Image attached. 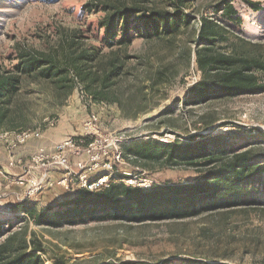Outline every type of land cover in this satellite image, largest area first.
Wrapping results in <instances>:
<instances>
[{
    "label": "rangeland",
    "instance_id": "rangeland-1",
    "mask_svg": "<svg viewBox=\"0 0 264 264\" xmlns=\"http://www.w3.org/2000/svg\"><path fill=\"white\" fill-rule=\"evenodd\" d=\"M221 1L195 0L183 10L192 17L191 25L175 37L138 36L131 46L109 49L102 45L100 26L105 5L173 12L175 0H0V77L20 81L16 92L0 99V134L29 129L42 134L18 149L20 162L15 166H9L7 158V166L19 173H5L0 166V228L26 232L45 249V264H264V200L176 221L85 218L50 226L27 215L36 210L51 216L64 209L62 200L87 191L78 186L80 162L87 165L89 181L109 173L111 185L127 186L130 177L138 183L148 181L151 187L197 180L200 173L194 168H163L161 163L136 159L130 150L143 141L187 142L192 137L199 141V136L207 135L208 142L216 139L228 149H254L261 155L257 161L264 162V93L197 105L187 99L201 78L196 51L203 19L226 29L227 41L218 42L214 52L264 60V0H233L243 21L239 26L215 12ZM246 1L257 3L259 10ZM29 52L49 57L64 73L49 80L21 74L15 68L19 56ZM83 52L93 53L95 60L74 62ZM114 66L120 67L119 74L105 80ZM256 75L264 82V71ZM93 117L97 130L87 134L85 125ZM68 138L82 141L85 148L96 143L93 155L107 151L96 170L86 153L70 154L78 175L71 189L60 184L63 169L33 160L40 147L51 157L56 145ZM29 144L30 155L21 157L19 151ZM7 148L0 142V151L8 152ZM117 153L123 164L115 163ZM109 163L113 173L105 168ZM26 164L25 173L20 168ZM43 175L52 186L24 202L12 195L24 191L19 179ZM260 183L259 195L264 197V176Z\"/></svg>",
    "mask_w": 264,
    "mask_h": 264
},
{
    "label": "trees",
    "instance_id": "trees-1",
    "mask_svg": "<svg viewBox=\"0 0 264 264\" xmlns=\"http://www.w3.org/2000/svg\"><path fill=\"white\" fill-rule=\"evenodd\" d=\"M195 0H175V11H143L136 6L105 5L102 45L105 48L131 46L138 36L169 38L178 35L192 23V17L183 12ZM233 0H223L215 12L239 26V16ZM247 2V1H246ZM257 9V3L247 2ZM89 6V5H88ZM199 30V49L196 64L201 72L200 80L191 88L188 102L203 104L245 95L264 93V82L256 73L264 71V60L244 54L214 52L218 42L227 41L225 27L209 19H203ZM15 67L25 76L37 75L52 79L64 73L62 66L45 55L22 53ZM74 62H92L93 53H81ZM120 67H113L105 80L119 74ZM105 80L103 82H105ZM20 83L15 76L0 77V99L17 91ZM192 137L187 142L143 141L130 150L136 159L161 163L163 168H194L200 173L193 183L153 185L149 190L112 184L97 194L79 191L77 195L62 200L65 207L51 216L28 210L27 215L37 224L59 226L73 224L85 218L92 221H176L198 217L204 213L229 210L260 204V180L264 176V162L257 161L254 149H228L216 139L208 142ZM204 139V140H203ZM99 210V212H93ZM86 220V219H85ZM84 221V220H83ZM45 249L37 245L26 232H7L0 228V264H45ZM131 264V263H130Z\"/></svg>",
    "mask_w": 264,
    "mask_h": 264
},
{
    "label": "built area",
    "instance_id": "built-area-1",
    "mask_svg": "<svg viewBox=\"0 0 264 264\" xmlns=\"http://www.w3.org/2000/svg\"><path fill=\"white\" fill-rule=\"evenodd\" d=\"M97 118L93 117L90 121L85 125V130L87 134H91L97 130L96 126ZM42 134L39 130H24V131H15V132H8L0 134V142H5L8 144L11 151L16 152L21 147L27 145L32 140H39L41 139ZM82 142V141H81ZM81 142L79 143L74 138H68L65 141L59 143L55 147V153L51 157L46 155L45 149L40 147L38 152L33 157L34 162H43V167L50 168L52 166L63 169L66 173L64 176V180L60 183L66 187V189H71L74 186V178L79 175L80 181L78 186L86 189L91 193H95L102 189H107L111 187L110 176L111 174L104 175L94 181H89L87 177V165L83 162H80L76 165V167L80 170V173L76 175L73 170V167L70 163V154L74 155H82L86 153L88 157H90L91 162L94 165V170L97 169L99 165V161L102 159L103 155L107 154L105 148L100 151V154L93 155V152L96 150V143L89 144L87 148H85ZM115 163L123 164L124 158L122 157L121 153H117L114 157ZM20 162V160L16 159V156L12 155L10 158L9 166H15L16 163ZM30 168V167H28ZM105 168L110 170V173H113V165L112 163L105 164ZM83 173V174H82ZM129 177L131 174L128 175ZM47 175H43L41 178H35L32 180H23L19 179L17 184L24 189L23 193L20 194L17 198L21 202L27 201L31 199L35 194H38L43 191L44 187L52 186V183H48L46 181ZM128 180V181H127ZM127 186L131 185L134 188L140 189H150L151 183L149 184L148 181L144 183H138L133 177L128 178ZM47 183H46V182ZM129 186V187H131Z\"/></svg>",
    "mask_w": 264,
    "mask_h": 264
},
{
    "label": "crops",
    "instance_id": "crops-1",
    "mask_svg": "<svg viewBox=\"0 0 264 264\" xmlns=\"http://www.w3.org/2000/svg\"><path fill=\"white\" fill-rule=\"evenodd\" d=\"M30 146V144L27 146V147H24L21 151H19V154H20V156L21 157H26V156H28V155H30V150L28 149V147ZM8 149V148H7ZM18 152V150L16 151V152H13V151H10L9 149H8V152H7V150H3V149H1V151H0V166L2 167V169H3V172H5V173H9V174H12V173H17L18 172V170H17V172H14V170L13 169H10V167H8L7 166V164L6 163H8L7 162V160L9 159L10 160V158H11V155H14V156H17V153ZM8 158V159H7ZM26 167H27V164L26 165H23V166H21V168H20V170L21 169H23V171L26 173ZM12 172V173H11ZM19 173V172H18ZM5 181H6V179H4ZM17 191V190H16ZM23 190H21L20 192L21 193H18V192H13L12 193V195L14 194V196L15 197H18L20 194H22L23 192H22ZM13 197V196H12ZM14 198V197H13ZM28 200H30V199H28ZM27 200V201H28Z\"/></svg>",
    "mask_w": 264,
    "mask_h": 264
}]
</instances>
